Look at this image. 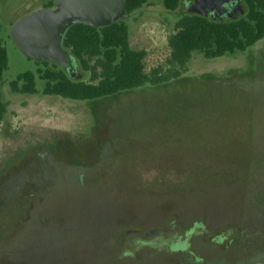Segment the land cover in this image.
I'll use <instances>...</instances> for the list:
<instances>
[{"label":"rangeland","instance_id":"374dc122","mask_svg":"<svg viewBox=\"0 0 264 264\" xmlns=\"http://www.w3.org/2000/svg\"><path fill=\"white\" fill-rule=\"evenodd\" d=\"M184 1L172 11L147 0L122 19L147 72L170 69L182 15L236 18L230 3L224 14L222 2L194 11ZM56 2L0 0V264H264V39L218 58L195 52L158 86L65 99L43 93L38 70L53 63L12 38ZM28 71L37 93H14Z\"/></svg>","mask_w":264,"mask_h":264},{"label":"trees","instance_id":"16d2710c","mask_svg":"<svg viewBox=\"0 0 264 264\" xmlns=\"http://www.w3.org/2000/svg\"><path fill=\"white\" fill-rule=\"evenodd\" d=\"M146 1L126 0V13L140 9ZM164 3L172 11L179 6V0ZM243 3L244 14L229 21H216L196 13L179 17L175 32L168 39V70L157 67L146 71L147 52L131 48L129 27L122 20L105 27L75 24L67 30L63 47L75 57L82 76L72 79L55 64L53 69L38 70L45 81L43 93L78 101L100 99L177 79L187 70L195 52L208 59L244 52L264 39V0H243ZM8 63V53L0 39V84ZM86 73L88 81L83 78ZM36 85L35 73L28 71L12 81L10 87L14 93L36 94ZM7 112L8 104L0 95V124Z\"/></svg>","mask_w":264,"mask_h":264},{"label":"water","instance_id":"95a60500","mask_svg":"<svg viewBox=\"0 0 264 264\" xmlns=\"http://www.w3.org/2000/svg\"><path fill=\"white\" fill-rule=\"evenodd\" d=\"M237 0H208L206 9ZM126 0H57L55 6L30 13L13 28L16 45L31 59L61 67L72 79H80L82 69L72 53L63 47L67 30L75 24L105 27L125 17ZM199 9L196 4L194 11ZM244 13V10H242Z\"/></svg>","mask_w":264,"mask_h":264},{"label":"flooded vegetation","instance_id":"af4514ba","mask_svg":"<svg viewBox=\"0 0 264 264\" xmlns=\"http://www.w3.org/2000/svg\"><path fill=\"white\" fill-rule=\"evenodd\" d=\"M192 1H194V3L197 5H199V3H203L204 5H206L208 2V0H185L183 6L189 7L191 5ZM237 1L230 3L232 5V7L236 10L234 12V17H238V15L244 14V13H242V10H244V8L241 5H237ZM223 5H224V7H226V11H224L223 13L226 14L228 12V4L224 3ZM53 6H55V4L50 5L48 8H51ZM193 9H194V7H193Z\"/></svg>","mask_w":264,"mask_h":264}]
</instances>
